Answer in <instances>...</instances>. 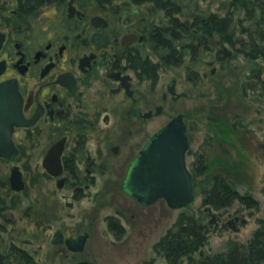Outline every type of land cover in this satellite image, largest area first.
Listing matches in <instances>:
<instances>
[{
  "label": "flooded vegetation",
  "instance_id": "1",
  "mask_svg": "<svg viewBox=\"0 0 264 264\" xmlns=\"http://www.w3.org/2000/svg\"><path fill=\"white\" fill-rule=\"evenodd\" d=\"M199 1L191 0L186 13L168 12L166 0H0V83L15 84L19 121H30L12 123L15 152L0 155V264H98L110 244L145 248L171 206L163 197L140 201L126 182L153 134L180 113L195 192L197 176L209 168L199 172L208 152L191 144L188 113L178 103L192 87L183 83L197 85L225 70L237 52L262 58V43L252 42L239 21L246 14L232 11L231 3L240 1L221 0L225 12L201 7L205 13L198 12ZM204 54L212 55L209 73L199 66ZM252 72L264 86L262 68ZM167 110L165 123L151 124ZM55 145L48 170L43 160ZM15 166L21 189L10 186ZM203 206L206 220L195 217L207 238L211 227L235 226L243 218L225 221L223 213L212 215L210 205ZM182 213L154 243L180 224ZM159 257L143 256L138 264Z\"/></svg>",
  "mask_w": 264,
  "mask_h": 264
},
{
  "label": "rangeland",
  "instance_id": "2",
  "mask_svg": "<svg viewBox=\"0 0 264 264\" xmlns=\"http://www.w3.org/2000/svg\"><path fill=\"white\" fill-rule=\"evenodd\" d=\"M221 0H200L199 5L219 12L227 9L221 7ZM242 14V12H238ZM234 25V24H233ZM212 55L204 54L199 66L210 72L206 60ZM225 70H220L204 79L197 85L183 83L191 89L188 98H182L178 108L188 113L187 124L191 144L194 149L208 152L206 165L209 168L199 174L197 187L192 202L181 208H169L161 224L154 225L150 237L145 241V248L140 252L131 249L124 251L123 246H110L106 252L97 257L98 264H138L144 257H157L153 244L155 240L170 226L177 216L183 212L194 214L199 220L206 214L203 210L202 194L199 181L207 175L223 173L242 193H249L257 199L256 207H247L236 201L229 208L215 209L216 214L223 213V220L240 215L245 222L221 226L208 232L206 250H223L230 238L247 241L254 229L259 225L258 219L264 218V86L259 77H255L252 68H262L264 79V59H250L244 52L236 54L235 59L228 62ZM170 73H167L166 82ZM164 79H162L163 83ZM262 87V88H261ZM181 104V105H180ZM181 106V107H180ZM167 110L164 114L151 119V124L160 126L170 117ZM174 112V111H173ZM190 159V157H189ZM7 171V169H6ZM131 247L130 243H127ZM125 245V246H126ZM115 249H121L116 251ZM124 251L122 254L120 252ZM159 257L155 264H163Z\"/></svg>",
  "mask_w": 264,
  "mask_h": 264
},
{
  "label": "trees",
  "instance_id": "3",
  "mask_svg": "<svg viewBox=\"0 0 264 264\" xmlns=\"http://www.w3.org/2000/svg\"><path fill=\"white\" fill-rule=\"evenodd\" d=\"M135 2L150 1L157 4L162 0H133ZM240 1V2H238ZM231 3L232 11L244 12L245 19L239 20L249 30L252 42L259 40L262 44L258 53L264 59V0H238ZM181 6L182 9L179 8ZM194 4L191 0H166L168 12L182 10L189 13ZM199 13L208 12L199 5ZM173 24V22L171 21ZM201 24V22H200ZM242 25V26H243ZM185 28V25H183ZM204 32H206V28ZM204 38L205 33H200ZM199 172L206 163L200 162ZM203 205L215 209L229 208L236 201L247 207H256L257 199L249 193H242L224 176L223 173L207 175L199 181ZM259 225L254 229L247 241L230 238L223 250H206L207 236L200 230L194 214L183 212L179 225H173L153 247L165 264H264V218L258 219Z\"/></svg>",
  "mask_w": 264,
  "mask_h": 264
},
{
  "label": "water",
  "instance_id": "4",
  "mask_svg": "<svg viewBox=\"0 0 264 264\" xmlns=\"http://www.w3.org/2000/svg\"><path fill=\"white\" fill-rule=\"evenodd\" d=\"M3 39L4 35L0 31V46ZM170 90L174 91L172 87ZM20 102V94L13 82L0 83V140L5 142V145L0 146L1 156H10L15 152L11 140L12 123L30 122L19 121ZM157 109L159 112L161 108L158 106ZM188 145L186 123L183 114L180 113L155 132L147 146L141 150L137 163L131 171V178L126 182V187L145 203H152L163 197L171 207L179 208L188 205L195 197L192 175L186 163ZM56 147L55 145L51 148L43 160V166L48 170H50L51 153ZM151 152H156V156H150ZM54 165L60 168L59 155ZM9 182L13 189H21L24 186L20 170L16 166L11 169ZM206 209L211 211L212 215L216 214L211 206H207ZM239 218L240 216H236L233 220L236 221ZM241 222L244 223L245 219L242 218ZM77 264L93 263L79 262Z\"/></svg>",
  "mask_w": 264,
  "mask_h": 264
}]
</instances>
